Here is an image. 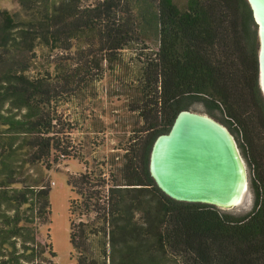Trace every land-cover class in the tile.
Returning a JSON list of instances; mask_svg holds the SVG:
<instances>
[{
    "label": "trees",
    "instance_id": "obj_1",
    "mask_svg": "<svg viewBox=\"0 0 264 264\" xmlns=\"http://www.w3.org/2000/svg\"><path fill=\"white\" fill-rule=\"evenodd\" d=\"M15 1L17 13L0 10V264H58L49 234L42 237L51 222L45 171L77 155L59 102L81 84L86 90L101 80L104 62L117 63L124 50L153 40L158 49L141 61V102L134 108L153 135L142 164L134 146L126 150L124 184L114 178L107 191L97 192L96 203L85 204L98 224L71 221L78 262L157 264L153 253L170 250L183 264H264V96L247 0H187L185 10L174 0ZM40 48L57 52L59 61L54 74L32 79L28 72ZM190 99L222 111L251 146L252 156L240 144L252 167L249 213L177 202L150 176L155 138L170 130ZM91 178L68 182L79 194L107 186ZM80 207L73 200L71 215ZM92 236L99 239V259L90 255Z\"/></svg>",
    "mask_w": 264,
    "mask_h": 264
},
{
    "label": "rangeland",
    "instance_id": "obj_2",
    "mask_svg": "<svg viewBox=\"0 0 264 264\" xmlns=\"http://www.w3.org/2000/svg\"><path fill=\"white\" fill-rule=\"evenodd\" d=\"M180 10H185L187 0H174ZM0 10H7L12 14L20 10L15 0H0ZM256 28V27H255ZM156 40L149 41L146 46L133 47L124 50L122 58L117 63L109 65L104 62L106 73L101 80L94 81L84 90L82 84L78 86L75 96L62 98L58 105L63 128L67 131L69 140L74 146L77 155L54 164L50 170H46L49 177L51 216L50 223L42 228V237L49 234L53 244V250L58 264H79V253L70 243L71 221L88 224L97 223V213L90 215L85 213V204H94L97 192H105L112 185L114 178L124 184L125 164L127 162V149L134 146L141 160L145 156L146 145L151 140L152 131H144L145 121L137 111H134L140 101L139 80L142 75L141 61L148 56H154L157 52ZM38 57L31 62L28 75L35 79L46 71L55 73L54 68L58 60L57 52L40 48ZM70 64H72L70 62ZM75 67V66H74ZM188 108L195 113L207 115L213 120L224 125L236 140L240 153L247 168L249 188L244 202L231 210H222L233 215L249 213L254 205V192L251 187L252 167L249 160L243 155L240 144L248 155L253 154L251 146L245 136L236 135L228 123L234 122L220 110L213 108L210 102L202 99H190L186 102ZM237 128L235 125H233ZM141 132V133H140ZM142 166V165H141ZM83 174L101 178L99 183H107V186H96L88 192L86 189L81 194L79 189L74 190L69 184L70 177H78ZM95 193L91 201L87 199L89 193ZM73 200H78L81 207L71 215L70 207ZM91 208H94L91 205ZM97 237H91L90 255L100 258V243ZM157 264H183L181 259L172 251L166 253H153ZM111 264V263H110Z\"/></svg>",
    "mask_w": 264,
    "mask_h": 264
},
{
    "label": "water",
    "instance_id": "obj_3",
    "mask_svg": "<svg viewBox=\"0 0 264 264\" xmlns=\"http://www.w3.org/2000/svg\"><path fill=\"white\" fill-rule=\"evenodd\" d=\"M258 38L259 85L264 96V0H247ZM149 173L169 198L231 210L244 202L249 181L235 138L207 115L180 111L150 149Z\"/></svg>",
    "mask_w": 264,
    "mask_h": 264
}]
</instances>
